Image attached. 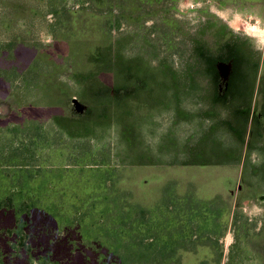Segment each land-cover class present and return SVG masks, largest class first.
I'll list each match as a JSON object with an SVG mask.
<instances>
[{"label": "rangeland", "instance_id": "374dc122", "mask_svg": "<svg viewBox=\"0 0 264 264\" xmlns=\"http://www.w3.org/2000/svg\"><path fill=\"white\" fill-rule=\"evenodd\" d=\"M263 97L264 0H0V264H264Z\"/></svg>", "mask_w": 264, "mask_h": 264}, {"label": "crops", "instance_id": "0c3cea01", "mask_svg": "<svg viewBox=\"0 0 264 264\" xmlns=\"http://www.w3.org/2000/svg\"><path fill=\"white\" fill-rule=\"evenodd\" d=\"M263 99H264V97H263ZM252 101L254 102V98H253V100H252ZM262 121H264V119H263Z\"/></svg>", "mask_w": 264, "mask_h": 264}]
</instances>
